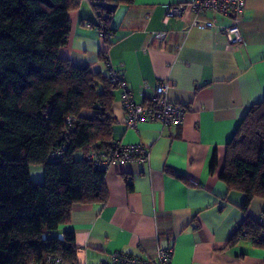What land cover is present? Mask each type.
<instances>
[{"label": "crops", "instance_id": "crops-1", "mask_svg": "<svg viewBox=\"0 0 264 264\" xmlns=\"http://www.w3.org/2000/svg\"><path fill=\"white\" fill-rule=\"evenodd\" d=\"M186 1L118 5L107 41L94 7L104 0H78L68 13L62 57L94 72L117 70L136 103H146L166 82L168 100L190 107L180 124L139 121L129 127L116 88L113 140L141 144L148 158L105 170L106 202L72 206L57 236L73 231L79 263L101 264L115 251L147 258L172 247L173 264H264V245L243 235L231 240L245 219L257 220L264 200L253 197L243 208L244 194L219 178L227 143L250 106L264 99V0H245L238 44L215 28L191 25L192 11L165 21L168 5ZM217 20L228 24L231 17ZM159 30L167 31L163 41L152 35Z\"/></svg>", "mask_w": 264, "mask_h": 264}, {"label": "trees", "instance_id": "trees-1", "mask_svg": "<svg viewBox=\"0 0 264 264\" xmlns=\"http://www.w3.org/2000/svg\"><path fill=\"white\" fill-rule=\"evenodd\" d=\"M95 5L96 27L107 41L110 18L120 4ZM78 0H0V264H30L45 254L76 264L69 221L76 203H104L105 170L85 158L115 144L114 92L108 73L73 64L59 50L68 42V13ZM107 63L105 51L98 54ZM66 143L61 158L50 152ZM42 166L32 182L29 166ZM219 178L229 190L264 200V99L250 106L226 147ZM257 220L245 219L234 232L252 239Z\"/></svg>", "mask_w": 264, "mask_h": 264}, {"label": "built area", "instance_id": "built-area-1", "mask_svg": "<svg viewBox=\"0 0 264 264\" xmlns=\"http://www.w3.org/2000/svg\"><path fill=\"white\" fill-rule=\"evenodd\" d=\"M244 7L245 0H190L178 2L167 6L165 21L181 18L187 11H192L195 16L191 21V25L215 28L229 42L238 44L243 41V36L238 25V16L242 13ZM206 12H210L212 16L206 17L204 15ZM217 16L231 17V20L228 24H220ZM100 34L102 36V33ZM152 35L156 40L163 41L167 36V31H154ZM107 73L109 80L121 90V104L125 112V123L129 127H134L139 121H155L163 126L180 124L186 112L190 110L189 106L168 100L166 95L168 84L166 82H160L156 86L154 94L146 103H136L122 75L112 68H109ZM65 148L66 143H63L59 148L53 149L49 154V159L51 161L59 160ZM85 158L94 167L106 170L114 163L125 164L129 161H146L148 151L141 144H121L115 142L110 150H91ZM257 222L260 230L256 236L252 237V240L264 245V206L261 208ZM172 251V247H159L155 255L147 258L115 251L110 254L109 261L101 264H173ZM30 264L65 263L59 256L45 254L40 261ZM76 264L85 263L77 262Z\"/></svg>", "mask_w": 264, "mask_h": 264}, {"label": "rangeland", "instance_id": "rangeland-1", "mask_svg": "<svg viewBox=\"0 0 264 264\" xmlns=\"http://www.w3.org/2000/svg\"><path fill=\"white\" fill-rule=\"evenodd\" d=\"M29 175L32 182H40L43 179L42 166L32 164L29 166Z\"/></svg>", "mask_w": 264, "mask_h": 264}]
</instances>
